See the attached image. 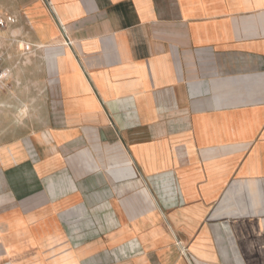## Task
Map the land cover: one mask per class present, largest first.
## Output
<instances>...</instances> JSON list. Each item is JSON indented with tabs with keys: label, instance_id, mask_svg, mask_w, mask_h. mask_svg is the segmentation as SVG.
<instances>
[{
	"label": "crops",
	"instance_id": "1",
	"mask_svg": "<svg viewBox=\"0 0 264 264\" xmlns=\"http://www.w3.org/2000/svg\"><path fill=\"white\" fill-rule=\"evenodd\" d=\"M0 13L41 90L0 137V264H264V0Z\"/></svg>",
	"mask_w": 264,
	"mask_h": 264
},
{
	"label": "rangeland",
	"instance_id": "2",
	"mask_svg": "<svg viewBox=\"0 0 264 264\" xmlns=\"http://www.w3.org/2000/svg\"><path fill=\"white\" fill-rule=\"evenodd\" d=\"M14 37L17 39L19 36L15 35ZM19 45H21V43L13 45V56L8 62V67L13 73L12 79L9 81L6 80L5 77V79L0 81V137L2 134H8V138H14L31 130V118L34 114V108L30 106L26 113L25 108H17V106L22 101H28L33 105V100L39 98L38 96H40L41 93L39 86H37L39 81L38 74L33 72L34 67L32 66V62L25 58L29 56V59H32V55H29V53L23 54L24 51H28V49H20ZM23 63H26L30 70L27 77L21 76V78L18 79L16 75ZM4 65L5 60L1 61L0 67ZM1 78L2 75H0V79ZM2 101L11 102L10 105L13 107H5L6 104L4 105ZM24 115L26 117L23 120L18 119L22 118ZM24 121H26V123Z\"/></svg>",
	"mask_w": 264,
	"mask_h": 264
},
{
	"label": "built area",
	"instance_id": "3",
	"mask_svg": "<svg viewBox=\"0 0 264 264\" xmlns=\"http://www.w3.org/2000/svg\"><path fill=\"white\" fill-rule=\"evenodd\" d=\"M15 23H16V18L13 15L0 13V35L6 28L14 25ZM3 60L4 58L0 55V63ZM0 75H2L0 81L5 79L6 74L1 70V67H0Z\"/></svg>",
	"mask_w": 264,
	"mask_h": 264
}]
</instances>
